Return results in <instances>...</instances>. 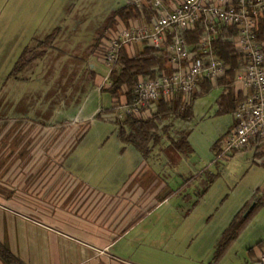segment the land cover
<instances>
[{"label":"rangeland","instance_id":"obj_1","mask_svg":"<svg viewBox=\"0 0 264 264\" xmlns=\"http://www.w3.org/2000/svg\"><path fill=\"white\" fill-rule=\"evenodd\" d=\"M121 2L0 0V193L8 192L6 185L14 183L11 178L36 177L48 171L46 168L32 169L29 176L28 171L22 172L27 161H52L55 157L53 146L59 143L61 146L67 145L68 136H60L56 129L61 126L53 122L61 118L77 117L78 121L83 122L81 124L87 126L71 151L67 152L65 162L78 151L82 152L83 161L93 163L109 150L114 155H109L105 161L106 164H113L99 170V179L106 176L108 168L121 166L120 158L124 157H117L119 147L113 137L116 125L111 119L117 112V106L125 100L122 97L120 102L115 103L114 112H110L112 103L108 92L99 91L90 83V75L85 71L88 65L99 75V89L108 83L105 82L107 67L88 52L95 41L96 26ZM67 6H70L68 14ZM56 26L61 28V32L52 47L47 49V54L27 65L19 74L21 79L8 78L24 47L33 46ZM135 45L141 47L140 42ZM219 92L220 89L215 88L200 95L194 106L195 113L199 112L201 102L212 104ZM98 111H102L99 116L96 115ZM196 114L184 126L195 127ZM230 115L227 113L221 117L228 118ZM210 118L208 113L203 120ZM73 126L67 124L65 128ZM199 135L200 130L193 132L194 151H178L179 155L176 156H182V160L186 157L185 161L191 165L184 169L179 165L173 166L172 184L167 189L176 191L179 188V191L162 206L164 211H173L170 218L172 223L182 221L181 228L173 234L174 239L158 242L159 248L156 249L150 250L152 243L148 238H143L139 241V248L129 254L133 260L127 261L132 264H213L215 259L210 258V245L215 243L214 240H219L230 215L240 208L241 201L247 200V207L253 197L262 196L264 167L252 163L250 153L238 154L232 159L229 156L216 159L210 141ZM128 156L125 154L126 158ZM196 162L200 164L199 169L202 167L204 171L200 170L199 177L193 179L199 170L192 166ZM209 162L213 164L211 168H207ZM91 171L89 177H93ZM175 172L181 173L184 178L178 177ZM96 179L97 176H94ZM256 188L257 193L251 194ZM154 217L153 213L147 214L142 226L154 223ZM251 219L236 238L234 250L238 252V260L249 259L245 247L255 241L259 227L264 224V206H260ZM147 236L149 234L144 237ZM263 238L264 235L260 240Z\"/></svg>","mask_w":264,"mask_h":264},{"label":"crops","instance_id":"obj_2","mask_svg":"<svg viewBox=\"0 0 264 264\" xmlns=\"http://www.w3.org/2000/svg\"><path fill=\"white\" fill-rule=\"evenodd\" d=\"M124 1L122 0L118 7L124 5ZM66 9L68 14L70 6ZM103 19L94 30L95 39L96 30ZM138 42L141 43V47L145 44L142 41L135 43ZM135 43L129 46V51L133 52L141 48L136 47ZM88 53L105 65L93 51L89 50ZM85 67V71L91 75L90 83L101 91L100 86H97L101 81L98 79L99 75H96L88 65ZM234 86L235 90L241 91L243 95L247 93L239 84L234 82ZM198 97L193 103L192 117L176 121L169 135L164 133L160 142L151 147L147 156L134 146L122 143L114 130L113 137L119 147L117 157L124 158H120L121 166L108 168L109 172L101 179L98 172L108 164L110 166L113 164L108 162L106 164L105 160L114 153L107 150L101 155L99 161L87 164L81 158L82 152L77 151L73 158L65 162L67 152L73 147L77 138L85 132L87 126L81 124L83 122L78 121L77 117L53 121L56 123L64 119L69 122L68 126L74 125L65 128V124L64 128L56 129L60 132V136H68L69 141L65 146H61L60 143L53 146L55 157L52 161H27L22 172L28 171L29 176V170L32 169L46 168L48 171L41 172L36 177L11 178L14 183L10 182V186L6 185L8 192L0 193V241L4 242L12 254L25 264H132L127 261L133 260L129 254L139 248V241L143 238H148L152 243L150 250L159 248L158 242H166L167 238L174 239L173 234L181 228L182 221L172 223L170 218L173 211H164L162 206L174 198L179 191V188L176 191L167 189L168 185L172 184L173 166L179 165L184 169L191 164L185 161L186 157L182 160V156H176L179 155L178 151L184 150L176 149L171 145V137H174L177 132L185 134L189 143V148L186 150L194 151L192 135L195 130H200L199 136L206 137L207 142L210 141L214 154L220 143L214 146L216 140L223 139L235 122L232 113L228 118L221 117L224 114L216 113L217 97L212 104L201 102L199 112L196 114L194 106ZM208 113L211 118L203 120ZM194 114L197 117L195 127L184 126L185 123H190ZM113 119L114 117L111 119L112 122ZM198 142L197 138L196 143ZM257 152V148L249 144L228 156L232 159L238 154L250 153L252 163L260 165L262 157H258ZM125 154L129 156L126 158ZM199 165L198 162L192 164L193 168L197 169ZM212 165L209 162L207 168H211ZM114 169H117L116 172L113 171ZM89 170H92L93 177H89ZM200 170L202 167L193 175V179L199 177L204 171V169L201 172ZM175 173L178 177L182 176L179 172ZM94 176H97L96 180ZM257 191L258 188L251 194L254 195ZM247 202V200L241 201L240 208L230 215L228 224ZM152 213L155 216L154 223L142 226L143 218ZM163 222V225H159ZM145 234L149 236L144 237ZM263 235L264 224L259 227L255 241L249 243V247H245L249 256L248 260L236 258L238 252L234 249L238 236L228 244L217 260H213V264H258L256 258L264 248V238L260 240ZM213 242L215 243L210 245L211 260L218 241ZM0 264L5 263L0 260Z\"/></svg>","mask_w":264,"mask_h":264},{"label":"built area","instance_id":"obj_3","mask_svg":"<svg viewBox=\"0 0 264 264\" xmlns=\"http://www.w3.org/2000/svg\"><path fill=\"white\" fill-rule=\"evenodd\" d=\"M144 0H125L124 4L141 7ZM155 11L146 19L121 26L96 55L105 63L108 74L117 62L122 46L142 41L157 50L165 49L172 66L141 79L131 101L117 106L116 117L140 114L161 96L190 94L200 82L215 81L223 76L227 65L213 50V42L224 33L242 53V63L235 83L246 90L233 116L236 125L223 137L215 158L253 144L264 161V0H148ZM198 30L196 48L187 41L186 31ZM232 32V33H231ZM264 264V248L256 258Z\"/></svg>","mask_w":264,"mask_h":264},{"label":"trees","instance_id":"obj_4","mask_svg":"<svg viewBox=\"0 0 264 264\" xmlns=\"http://www.w3.org/2000/svg\"><path fill=\"white\" fill-rule=\"evenodd\" d=\"M154 12L148 0H144L141 7H137L131 3L111 10L96 30L97 36L90 50L96 55V50L100 47L104 50L107 42L117 33L121 26H128L131 21L141 20L143 17L147 19ZM262 27L264 28V24ZM59 30L60 28L56 26L41 40H37L33 46L24 47L7 77L19 79V74L27 65L35 59L42 57L46 50L52 47ZM184 34L192 47L196 48L199 31H186ZM262 37L264 38V33ZM128 49L129 46H122L118 60L108 74L109 83H106V86L100 89L107 91L109 94L112 103L109 109L110 112H114L115 103L120 102L122 97L126 102L131 101L134 87L141 79L152 78L160 75L162 72L170 73L172 71V66L165 49L157 50L147 44H143L141 48L135 49L133 52ZM213 50L227 65L223 76L217 78L215 81L205 80L200 82L188 95L179 92L172 96H161L140 114L126 115L121 119H118L114 115L113 122L116 125L115 133L117 138L122 143L134 146L144 156H147L151 147L160 142L162 135L164 133L168 134L174 128L176 121L187 120L192 117L195 99L199 95L209 93L215 88L221 89L216 98V113L233 114L238 104L245 98V95L241 91H236L234 86L235 75L243 60L242 53L224 33L214 40ZM101 112L98 111L96 115L99 116ZM67 123L69 122L63 119L55 124H59L61 128H64V125H67ZM235 125L236 120L233 123V126ZM177 134L171 137V145L179 150L188 149L189 143L185 138V134L181 132H177ZM221 140L222 138L216 140L214 146L218 145ZM257 156L262 157V152L258 150ZM260 165L264 167V161ZM260 206H264V190L262 196L259 198L253 197L248 206L246 207L245 205L242 208L243 210L246 207L245 210L237 214L222 231L213 255L215 260L219 258L228 244L238 236ZM0 260L5 264H25L12 254L2 241H0Z\"/></svg>","mask_w":264,"mask_h":264}]
</instances>
